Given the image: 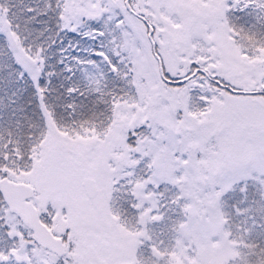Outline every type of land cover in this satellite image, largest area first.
<instances>
[{
  "label": "snow or ice",
  "instance_id": "6c2138e0",
  "mask_svg": "<svg viewBox=\"0 0 264 264\" xmlns=\"http://www.w3.org/2000/svg\"><path fill=\"white\" fill-rule=\"evenodd\" d=\"M0 264H264V0H0Z\"/></svg>",
  "mask_w": 264,
  "mask_h": 264
}]
</instances>
